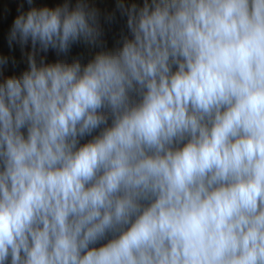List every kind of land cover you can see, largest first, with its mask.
Wrapping results in <instances>:
<instances>
[{"label": "clouds", "instance_id": "1", "mask_svg": "<svg viewBox=\"0 0 264 264\" xmlns=\"http://www.w3.org/2000/svg\"><path fill=\"white\" fill-rule=\"evenodd\" d=\"M25 2L5 41L26 69L0 53V264H264V0Z\"/></svg>", "mask_w": 264, "mask_h": 264}, {"label": "crops", "instance_id": "2", "mask_svg": "<svg viewBox=\"0 0 264 264\" xmlns=\"http://www.w3.org/2000/svg\"><path fill=\"white\" fill-rule=\"evenodd\" d=\"M62 2H63V0H34L35 5H37V6L45 5V4H47L48 6H55L56 4H59ZM95 2H96V0H89V3L92 6L96 7L100 11L102 16L106 13L113 11V9H114V6L94 5ZM20 3H24V10L28 9V5L25 2V0H1L0 15H1L2 23H3L2 26L0 27L1 32H5V34L7 33V30L9 28L13 18L17 14V6ZM72 3L74 4L75 0H72ZM4 12H5V14H4ZM123 23H124V21L121 20L117 14V21L115 23H113L111 25H107V24L104 25L105 31L108 32V33H106V39L108 37L114 38L117 35V31L119 32L120 28L123 26ZM0 48L4 49V51H6L7 55L15 56L16 60L19 62L17 67H15V68H12L11 65L9 66V68L7 70L8 74H11L12 72H16L18 74L20 71L26 69L27 66L24 64V60L22 59V54H21V51H20L18 46H15L14 50L12 52H10L8 47H7L6 41H4V42L1 41L0 42ZM77 50H79V49H77ZM26 51H27V49H26ZM91 51H89V52H91ZM72 54L76 55L74 50H73Z\"/></svg>", "mask_w": 264, "mask_h": 264}, {"label": "rangeland", "instance_id": "3", "mask_svg": "<svg viewBox=\"0 0 264 264\" xmlns=\"http://www.w3.org/2000/svg\"><path fill=\"white\" fill-rule=\"evenodd\" d=\"M92 2V1H91ZM90 2V3H91ZM126 2H128V3H131V2H133V0H126ZM135 2H137V3H139L140 2V0H135ZM0 3H1V0H0ZM114 4H115V0H96V2L94 3V5H100V6H105V5H109V6H114ZM1 5V4H0ZM3 13V12H2ZM4 14H5V12H4ZM2 19H1V15H0V27L2 26ZM106 33H108V32H106ZM117 33H118V31H117ZM110 34V33H109ZM5 32H1L0 31V42L2 41V42H4L5 41ZM107 40H108V42H109V44H111V42H112V40H113V37H108L107 38ZM79 47V48H78ZM77 49H79V50H77ZM73 50L75 51V53L77 54V53H80V52H84V53H89V51H91V49H89L88 47H86L85 45H83V44H81V45H78V46H75L74 48H73ZM0 53H2V54H5V55H7L6 54V51H4V49H2V48H0ZM53 57H52V55H51V53L49 54V59H52ZM24 64L26 65V62L24 61ZM27 66V65H26Z\"/></svg>", "mask_w": 264, "mask_h": 264}]
</instances>
